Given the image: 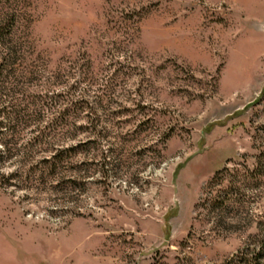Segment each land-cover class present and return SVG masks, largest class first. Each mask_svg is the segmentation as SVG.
Listing matches in <instances>:
<instances>
[{"label":"rangeland","instance_id":"obj_1","mask_svg":"<svg viewBox=\"0 0 264 264\" xmlns=\"http://www.w3.org/2000/svg\"><path fill=\"white\" fill-rule=\"evenodd\" d=\"M12 108L0 264H264V0H0Z\"/></svg>","mask_w":264,"mask_h":264},{"label":"trees","instance_id":"obj_2","mask_svg":"<svg viewBox=\"0 0 264 264\" xmlns=\"http://www.w3.org/2000/svg\"><path fill=\"white\" fill-rule=\"evenodd\" d=\"M27 119V114L21 110H14L13 108L11 111L0 110V164L14 157H25L36 145L46 144L45 129L38 131L36 135L30 136L24 141L21 140L24 139L23 137H17V134L22 130L19 129V123ZM57 157L58 154L56 153L52 159L56 160ZM104 157L103 166L106 165L108 156L105 155ZM54 166H56V163ZM12 176L8 179H11Z\"/></svg>","mask_w":264,"mask_h":264}]
</instances>
